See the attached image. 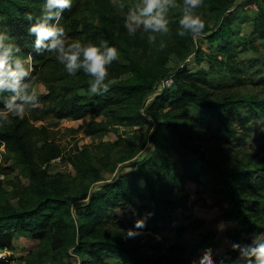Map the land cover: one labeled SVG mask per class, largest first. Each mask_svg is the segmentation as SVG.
Wrapping results in <instances>:
<instances>
[{"label": "rangeland", "instance_id": "obj_1", "mask_svg": "<svg viewBox=\"0 0 264 264\" xmlns=\"http://www.w3.org/2000/svg\"><path fill=\"white\" fill-rule=\"evenodd\" d=\"M134 2L124 0L126 5ZM42 3L43 0L35 3L39 12ZM182 3L183 0H176L177 7L168 13L176 14L177 21L169 24L167 33H158L153 44L155 48L160 47V41L163 40V51L168 54V61L161 68L163 75L187 68L193 74H200V79L195 80V83L210 100H251L259 105L255 110L249 106L250 102L242 105L243 118H239L232 106L224 109L222 117L225 124L214 112L201 113L188 109L186 119L192 129V144L209 152L224 169H253L264 173V43L253 33L252 17L257 11L255 1H235V7H241L240 14L246 15L247 19L237 24L239 33L233 39L235 51L232 53L218 49L219 42L211 43L207 38L209 34L203 32L196 35L189 50L179 43L175 37ZM126 10L127 7L118 9L114 0H73L71 8L66 10L68 18L74 15L78 22L90 25L91 29L73 36L69 21L63 19V16L61 23L69 37L96 42L93 31L100 24L98 17L102 14L110 15L116 29L126 30L123 26ZM196 11L202 15L208 28L215 26L216 16L204 7L202 0ZM82 27L80 24V29ZM20 44L25 54L32 52L30 63L35 78L31 82L30 91H35L40 103L17 117L40 131L36 139H46L60 149L59 157L39 167L47 172V180L61 181L66 196L73 200L74 208L87 205L90 196L99 191L102 185L137 171L135 165L142 164L145 158L155 153V143L151 140L152 130L146 124L131 126L121 122L116 116L107 114L108 109H111L109 106L98 108L94 102L88 105L85 114L72 112L60 116L63 110L58 102L63 97L86 94L80 85L85 78H89L88 75L80 70L76 76H70L54 55L35 53L31 45L26 46V38ZM199 49L203 53L200 55L203 57L201 63L194 58ZM122 62L118 56L117 60L107 66L108 78L117 76L122 69ZM130 77V73H124L120 78ZM154 100L155 96L149 95L142 104V112L149 122L151 117L148 109ZM115 107L112 105V109ZM8 115V120L0 121V132L9 130L14 123L15 116L10 113ZM141 141H147V145L141 147ZM165 150L167 146L160 149L159 153ZM165 153L168 155L169 166L163 167L160 175L158 172L159 177L153 176V182L157 189L161 185L166 187L164 194H159L165 199L161 212H166V221L155 217L154 209L147 200L109 206L105 212L113 211L115 215L102 222L105 237L132 246L144 264H196L205 252H211L217 262L222 258L233 259L238 253L231 248V241L250 243L254 233L264 232V177L253 176L245 182L237 181L240 193L247 199V205H253L250 200L261 202L254 209L253 220L249 224L226 216L228 206L215 194L209 181L210 175L201 172L199 159L185 166L171 147ZM88 164L91 165V171L97 170L95 175L85 174L84 167L88 168ZM163 171L166 174L163 175ZM197 171L201 172L199 181L193 178ZM136 181L139 186H144L143 178L134 179ZM35 186L36 182L20 161L14 146L0 140V206L9 201L15 206H19L21 201L31 205L37 197ZM139 219L145 221L142 227L136 229L139 234L128 237V229L135 228ZM221 222L226 225L223 230L218 227ZM1 251H5L7 256L6 260H2L3 264H127L122 259L117 262L105 256L99 260L90 251L79 252L76 247L68 250L54 249L50 238L38 240L30 235H15L13 249Z\"/></svg>", "mask_w": 264, "mask_h": 264}, {"label": "trees", "instance_id": "obj_2", "mask_svg": "<svg viewBox=\"0 0 264 264\" xmlns=\"http://www.w3.org/2000/svg\"><path fill=\"white\" fill-rule=\"evenodd\" d=\"M202 1L204 7L214 13L217 19L212 28H208L205 23L202 32L209 34L207 38L211 43L219 42L218 49H226L228 53L234 52L233 39L239 33L237 24L241 20L247 19L246 15L240 14L242 8L235 7L236 0ZM254 1L257 11L252 17L253 33H256L264 43V2ZM36 2L37 0H0V24L6 25L19 43L26 38V46L31 45L32 39L26 32L27 21L24 14L26 12L39 14ZM66 10L62 16L63 19L69 21L68 25L73 36L91 29L90 25L78 22L74 15L68 18ZM176 17V14L168 13L169 24L177 21ZM98 18L100 24L93 31L95 40L98 42V38L108 39L116 46L119 56L123 60L120 64L122 69L115 78L111 79L112 83L107 92H87L89 78H85L80 88H83L87 93L63 97L58 102L63 110L60 116L63 117L72 112L73 114H81V112L85 114L88 112V105H92V102L98 108L109 106L108 108L111 109H108L107 114L116 116L121 122L131 126L148 125V129L152 130L151 140L155 143V153L151 157L145 158L142 164L137 163L135 165L137 171L129 172L116 181L102 185L99 191L90 196L87 205L74 208L73 200L66 196L61 181L49 182L47 172L39 168L40 165L49 163L52 159L60 156L59 147L46 139H36L40 131L15 116L12 127L0 132V140L9 146L13 145L19 153L20 161L25 164L32 180L36 182L35 194L37 197L33 199L31 205H26L21 201L19 206H15L9 201L0 206V251L13 249L15 235H30L38 240L50 238L54 249L68 250L71 247H76L79 252L90 251L99 260L105 256L107 259L112 258L117 262L122 259L127 264H144L132 246L105 237L102 222L115 215L113 211L105 212L107 207L135 204L137 200H147L154 209L155 217L166 221V212H161V205L165 199L164 196L159 195L164 194L166 187L161 185V188L157 189L153 182V176H157L158 172L160 175L162 168L169 166L168 155L165 152L170 147L184 161L185 166L186 163L194 162L195 159L200 160L201 172L210 175L209 181L215 194L220 196L228 206L226 212L228 218L251 224L253 211L261 202L250 200L253 205L251 207L247 205V199L240 193L237 181L245 182L253 176L264 177V173H258L253 169L236 171L224 169L211 157L209 152L192 144V129L187 123L186 116L189 114L188 109L190 108L201 113L214 112L225 124L222 117L224 109L232 106L239 118H243L241 106L250 102L249 106L255 110L259 107L258 103L230 98L212 101L195 83V80L200 79V74H193L187 68H180L171 74L174 78L173 89H166L161 93L156 92L155 85L162 78L170 75L164 76L161 71L168 61L167 52L163 51L161 47L155 48L154 42L150 43L147 40V33L139 32L129 36L126 30H118L113 26L110 15L102 14ZM80 24L83 26L82 29H80ZM175 38L189 50V46L195 41L196 36L186 34L184 36L177 35ZM198 52L194 58L196 62L201 63L203 57L200 55L203 53L201 49ZM124 73H130L131 77L121 79L120 77ZM149 95L155 96L154 102L148 109L151 117L150 122L142 112V104L145 103ZM168 103L170 105L166 107ZM112 105L117 107L112 109ZM39 143L41 145L38 147ZM139 144L144 147L147 145V141H141ZM164 146H167V150L159 153V150ZM190 157L193 159L190 160ZM127 159L128 157L125 160ZM88 166V168L84 167L85 174L95 175L97 170L91 171V165L88 164ZM141 168L142 171L139 172ZM201 172L197 171L193 175L196 181L200 180ZM164 174L166 172L163 171ZM97 178L98 176L95 177V179ZM138 178L144 179V186H139L138 181L134 182V179ZM161 190L162 193H160ZM86 196L87 194L84 195V198ZM3 263L4 261H0V264Z\"/></svg>", "mask_w": 264, "mask_h": 264}, {"label": "clouds", "instance_id": "obj_3", "mask_svg": "<svg viewBox=\"0 0 264 264\" xmlns=\"http://www.w3.org/2000/svg\"><path fill=\"white\" fill-rule=\"evenodd\" d=\"M118 9L124 12L123 26L129 36L140 30L147 33V40L153 43L157 34L169 31L168 12L177 7L176 0H135L126 5L124 0H114ZM201 0H183L178 19L177 35L190 34L193 37L202 33L205 21L197 12ZM73 0H43L39 14L26 12V32L33 37L31 48L37 54L54 55L70 76H76L82 70L89 77L87 92H107L112 83L108 65L118 59L116 46L108 39L98 38L82 41L66 34L61 17L65 9L71 8ZM161 48L164 42L160 41ZM32 52L25 54L17 38L11 34L6 25L0 24V121L12 116H21L27 109L36 107L40 101L34 90L30 91L34 80L32 73ZM107 78V79H106ZM145 221H136L135 228L127 231L128 237L138 235L136 229ZM218 227L223 230L226 225L221 222ZM231 248L238 255L229 260L213 259L211 252H205L196 264H264V232L254 233L250 243L231 241Z\"/></svg>", "mask_w": 264, "mask_h": 264}, {"label": "built area", "instance_id": "obj_4", "mask_svg": "<svg viewBox=\"0 0 264 264\" xmlns=\"http://www.w3.org/2000/svg\"><path fill=\"white\" fill-rule=\"evenodd\" d=\"M174 87V78L173 75H169L167 77L162 78L157 85H155L156 92H162L166 89H171ZM7 256L5 254V251H0V261L6 260Z\"/></svg>", "mask_w": 264, "mask_h": 264}]
</instances>
